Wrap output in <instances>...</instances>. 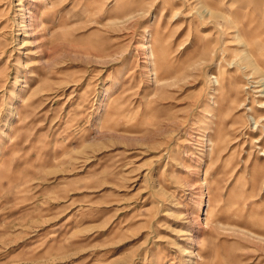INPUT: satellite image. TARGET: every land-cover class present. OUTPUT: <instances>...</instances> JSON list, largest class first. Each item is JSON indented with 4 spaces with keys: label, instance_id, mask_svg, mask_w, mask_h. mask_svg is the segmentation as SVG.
Listing matches in <instances>:
<instances>
[{
    "label": "rangeland",
    "instance_id": "374dc122",
    "mask_svg": "<svg viewBox=\"0 0 264 264\" xmlns=\"http://www.w3.org/2000/svg\"><path fill=\"white\" fill-rule=\"evenodd\" d=\"M263 89L264 0H0V264H264Z\"/></svg>",
    "mask_w": 264,
    "mask_h": 264
},
{
    "label": "bare ground",
    "instance_id": "6f19581e",
    "mask_svg": "<svg viewBox=\"0 0 264 264\" xmlns=\"http://www.w3.org/2000/svg\"><path fill=\"white\" fill-rule=\"evenodd\" d=\"M261 84V83H260ZM261 87V86H260ZM264 91V89L262 90V92ZM252 120H253V123H254V126L258 123V120L257 119H255V118H252ZM250 121H251V119H250ZM260 126V125H259Z\"/></svg>",
    "mask_w": 264,
    "mask_h": 264
}]
</instances>
